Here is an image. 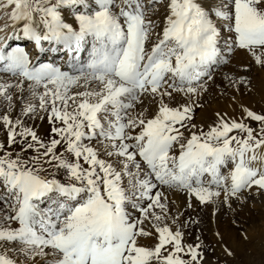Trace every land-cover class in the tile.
Listing matches in <instances>:
<instances>
[{"label": "snow or ice", "instance_id": "snow-or-ice-1", "mask_svg": "<svg viewBox=\"0 0 264 264\" xmlns=\"http://www.w3.org/2000/svg\"><path fill=\"white\" fill-rule=\"evenodd\" d=\"M0 20V264H206L189 210L264 196V0H0ZM212 94L231 113L198 121Z\"/></svg>", "mask_w": 264, "mask_h": 264}, {"label": "bare ground", "instance_id": "bare-ground-1", "mask_svg": "<svg viewBox=\"0 0 264 264\" xmlns=\"http://www.w3.org/2000/svg\"><path fill=\"white\" fill-rule=\"evenodd\" d=\"M2 24L3 20H0V25ZM18 43L24 44L23 41H18ZM262 76L264 73H256V84ZM255 96H245L243 102L259 110L261 105L256 102L258 98ZM205 101L204 108L196 110L198 121L211 119L213 112L218 109L231 113V108L228 107L229 101L226 99L212 94L207 96ZM189 212L200 223L189 225L186 231L190 235H187L186 239L193 241L199 235L204 244L212 248L213 254L208 257L209 263L219 264L229 261L235 264H264V196L254 194L243 204L234 202L232 209L225 204L218 203L215 207L212 205L194 206V210L190 209ZM216 232L223 237L222 242L215 235ZM243 233H247V240L243 238ZM225 246L233 252L231 257L223 254ZM255 260H258V263Z\"/></svg>", "mask_w": 264, "mask_h": 264}, {"label": "rangeland", "instance_id": "rangeland-1", "mask_svg": "<svg viewBox=\"0 0 264 264\" xmlns=\"http://www.w3.org/2000/svg\"><path fill=\"white\" fill-rule=\"evenodd\" d=\"M18 43V42H17ZM257 85H259V83L257 84ZM252 96H254V95H252ZM248 97V96H247ZM256 98H258V99H256V102H258V104H260L259 103V99H260V97H259V95H256L255 96ZM243 236V235H242ZM206 254H205V259H206V264H213V263H209L208 262V257L209 256H211L212 254H213V250H212V248L211 247H208V249H207V251L205 252ZM207 256V257H206ZM255 262L256 263H258V260H255ZM215 264H218V263H215ZM219 264H235V263H232V262H229V261H225V262H222V263H219ZM237 264V263H236Z\"/></svg>", "mask_w": 264, "mask_h": 264}]
</instances>
